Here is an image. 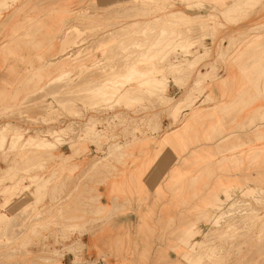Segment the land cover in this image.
<instances>
[{
    "label": "rangeland",
    "instance_id": "374dc122",
    "mask_svg": "<svg viewBox=\"0 0 264 264\" xmlns=\"http://www.w3.org/2000/svg\"><path fill=\"white\" fill-rule=\"evenodd\" d=\"M0 12L9 13L5 19L11 13H22L20 24L30 22L35 29L18 36L20 40L29 38L30 43L0 49V54L18 56L19 61L4 65V72L16 74L19 96H14L12 106L0 109V264H97L100 258L103 264H109L107 254L99 250L94 239L95 224L107 226L110 215V209L99 202L97 186L119 178L123 159L137 146H168L166 135L194 111L201 112V117L181 139H175L183 154L187 151L186 138L194 134L191 160L176 159L164 183L175 187L172 196L179 205L174 209L179 211L180 222L175 226L178 234H173L172 240V233L167 240L161 238L165 245L158 250L176 252L177 259L168 264H264V187L250 185V177H243L242 183L222 180L213 170L205 177L203 168L220 171V150L218 146H204L206 140L196 127L204 119L205 101L200 100L203 92L211 83L225 80L217 78L219 65L251 33H256V38L246 43L260 40L258 34L264 32V23L254 24L249 32L229 41L226 50L222 34L263 13L264 0H93L76 13L59 1L2 0ZM29 12L35 16L28 18ZM62 22L68 29L48 42L45 32L54 33ZM162 31L165 37L156 45L158 40H153ZM169 38L173 42L168 47ZM206 38H211L214 46L219 42L217 49H209ZM130 39L143 42L144 48L153 43L160 52L165 50L160 58L154 56L156 61L149 55L141 57L139 48L124 47ZM210 58L214 60L212 72L204 73ZM127 62L139 71L152 72L158 82L143 85L135 76L126 86L120 82L115 99H100V84L124 76ZM171 82L181 89L179 96L168 94ZM3 84L0 98L7 103L10 99L3 94L9 84ZM175 105L178 108L174 111ZM163 118L168 121L164 128ZM51 131L61 132L49 149L34 150L24 145L23 140ZM14 133L21 137L19 141ZM63 146L70 147L71 155L58 153ZM251 150L240 154V166H246L245 171L254 162L248 159ZM237 161L225 162L223 168H234ZM67 163H71L69 176L64 178ZM82 163L86 167L75 179L71 175ZM191 168L196 172L194 177L187 175ZM96 176L99 181H94ZM140 178L143 183L144 176ZM66 180L72 185L68 192H64ZM208 183L212 185L210 190H199ZM164 184L157 183L156 191H162ZM79 187L80 201L76 204L74 195ZM146 208L150 216L166 210ZM143 218L136 229L138 233L145 229L149 238L163 220H168L163 223L165 228L173 221L172 217L159 216L158 223L152 224ZM84 233L90 238L88 244L81 239ZM122 243L119 240L113 248L118 254ZM133 243L128 241L126 253L131 255L121 264H132L136 258L138 264H150L152 245L146 246L145 254L135 257ZM92 246L97 258L85 259L84 251L90 253Z\"/></svg>",
    "mask_w": 264,
    "mask_h": 264
},
{
    "label": "crops",
    "instance_id": "0c3cea01",
    "mask_svg": "<svg viewBox=\"0 0 264 264\" xmlns=\"http://www.w3.org/2000/svg\"><path fill=\"white\" fill-rule=\"evenodd\" d=\"M55 1H59L60 5L67 8L71 13H76L79 10L85 9L93 0H45V3L50 4ZM118 2L119 1H117V3ZM29 7L30 5H27V8ZM6 14L9 13L5 12L3 14V12H0V49L3 47L15 49L20 46V42L30 43L31 40L29 38L20 40L18 36L20 33L28 34L33 32L35 30L33 25H31L30 22L22 25L20 24L23 17L22 13H11V17L5 19ZM31 16L35 15L30 12L27 13L28 18ZM60 23L61 22L58 24ZM256 23H264V12L259 15H252L237 26L229 27L221 36L223 48L226 50L229 46V41L231 42L233 39L241 36V34L249 32ZM63 26H65V24L62 22V27L58 26L56 29H64ZM262 34L263 36H260ZM258 36L261 37V39L249 45L251 42H246L256 38V33H251L250 36H248L249 39L233 48L231 55L227 56L228 58L225 63L219 65L217 78L225 80L218 84L211 83L210 87L203 92L200 100L205 101V111L203 109L204 119L202 123L196 127L201 129L198 133L200 136L202 134L203 138L206 140L203 142L204 146L210 147L211 149L218 146L220 150V171L217 173L214 167L213 169L210 167L203 168L202 170L205 177L210 174V170H213V174L219 175L222 180L230 179L242 183L243 177H250V185L254 187H256V185L264 187V184H260L264 180V32L258 34ZM204 43L209 49H217L219 42L214 46L212 39L206 38ZM208 61L207 64L209 63V67L204 69V73L212 72L211 66L214 60L210 58ZM18 62V56L12 55L11 57H5L3 54H0V93L4 86L3 81H7L9 85L4 89L5 92L3 95L10 99L7 103H2L0 98V109H3V106H12L14 104V96H17V98L19 96L18 94L16 95V91L18 90V86L15 83L18 80L16 74H14V72H4L5 63L14 65V63ZM207 83L208 80H205L204 85ZM180 93L181 89L171 82L168 94L176 97L179 96ZM206 100L212 101L206 103ZM176 108L177 106H174L173 110L175 111ZM189 115L190 114L186 117ZM194 124V121H190L185 127L182 121L180 126L171 131V133L178 132L179 130L183 132L184 129H186V131L179 137H165L168 140V146L164 148H154L153 145L142 148L137 146L134 152L129 153L127 157L123 159L124 165L123 168H120L122 171L121 176L116 180L111 179L107 183L97 186V190L100 194L99 202L105 208L110 209V215L108 217L107 226H100L99 224L101 222L95 224L98 225V228H96L97 234L94 236V239L97 241L99 250L107 254L109 264H121L127 256L129 257L131 255V252L130 254L126 253V246L129 240L134 241L131 247L135 257L145 254L146 246L148 248L149 244L152 245L150 253L148 254L150 257V264H168L170 260L177 259L176 252L171 249L163 251L158 250L160 249V245H165V240L160 241L161 238L164 236V239H166V237L170 238V234L172 233V240L174 235L178 234L175 226H178L180 222L179 211L174 210L179 208L178 201L173 200L172 196L175 187H170L164 183L167 177L173 172L176 159L188 158V160H191L189 156L191 150L195 147L193 145L195 144L194 134H190L191 136L187 135L188 137L184 142L187 145V151L183 154H180L179 143L176 140L181 139V137L187 133L188 128L191 125V127H193ZM167 125V119L165 120L163 118L162 128ZM191 127L189 129H191ZM232 149H235V151ZM249 149H252L251 151L253 153L248 159L254 162L250 169L245 171L246 166H240L241 162H243V157H241L240 154L243 152L247 153ZM58 153L69 156L71 155V149L70 147L63 146L59 149ZM224 158H226V161ZM231 160H239V162L237 161L235 163L234 168L227 167L226 165L224 169L223 164ZM79 161L81 160H75V163ZM69 165H71V163L64 165L66 171L63 175L64 178L69 176L67 172ZM85 167L86 163H82L79 169L71 176L76 179ZM194 172V169L191 168V170L189 169V172H187V175L194 177V175H196V172ZM141 176H144L143 183L140 178ZM95 180L99 181L97 176L94 178V181ZM159 182L164 184L161 188L162 191H156V185ZM69 184L71 183H68L66 180L64 192L72 187V185L69 186ZM211 186L212 185L208 183L207 187L199 190L205 192L210 190ZM79 190L80 187L76 190L74 195V202L76 204L80 201V197L77 196ZM147 195H149V198H147ZM76 204L75 206L78 207ZM146 207H153L156 209L164 208L166 210L161 213V215H159L158 212H154V214L150 216L148 215V210L146 212ZM115 208H122L123 210L115 211ZM140 208L145 209L144 213L137 210ZM159 216H164L166 219L172 217L173 221L171 222V227L168 226L165 228L163 223L168 222V220H163L161 223L162 226H156L150 238L148 234L146 235L145 229H143L144 232L140 230L138 233L136 225L141 223L143 217L144 222L154 224L158 223ZM81 239L85 244H88L90 240L87 233H84ZM119 240H122L123 248L118 254L114 249ZM84 257L85 259H96V249L92 246L90 253L84 251ZM99 260L101 262L97 261V264H103L102 258ZM138 263L136 258L132 264Z\"/></svg>",
    "mask_w": 264,
    "mask_h": 264
},
{
    "label": "bare ground",
    "instance_id": "6f19581e",
    "mask_svg": "<svg viewBox=\"0 0 264 264\" xmlns=\"http://www.w3.org/2000/svg\"><path fill=\"white\" fill-rule=\"evenodd\" d=\"M183 1V0H182ZM253 1V0H252ZM159 20H161V19H159ZM158 19H157V21H159ZM156 21V22H157ZM44 31H45V29H44V27L42 28ZM67 30V28L66 29H56L55 30V32L54 33H52V31L49 33V32H45V33H47V34H45V39H47L48 40V42L49 41H51V40H53L56 36H58V37H61V34L64 32V31H66ZM150 33V32H149ZM166 33V32H165ZM165 33H164V31H162V34H157V36H156V38L153 40V42L155 41H157L158 40V43H156V45L158 44L159 45V39L161 40L163 37H165ZM177 38V37H176ZM175 40V39H174ZM167 41V40H166ZM169 44H168V47H169V45H170V42L172 41L170 38H169ZM127 42V45H126V43H125V46L124 47H127V46H130V47H134V49L135 48H139L142 52L139 54L141 57L142 56H148L149 55V57L151 58V57H153V60H155L156 61V59L154 58V56H156V55H158V57H159V54H161V53H163L164 52V50L165 49H163V51L162 52H160L161 51V49H156L155 47V44H153L152 42H150V43H152V45L151 44H149V46H147L146 48H144L145 47V45L143 44V42H139V41H137V40H132V39H130V40H128V41H126ZM128 42H130L129 44H128ZM173 42V41H172ZM172 42H171V44H172ZM186 43V42H185ZM165 43H163V45H164ZM164 46H167V44L166 45H164ZM172 46V45H171ZM123 47V46H122ZM161 47H163L162 46V44H161ZM132 48H131V50H132ZM166 48V47H165ZM182 48H183V46H182ZM122 49V48H121ZM127 49V48H126ZM167 49V48H166ZM122 50H125V49H122ZM130 51V50H129ZM123 52V51H122ZM162 55V54H161ZM132 56V55H131ZM130 56V57H131ZM127 58V57H126ZM129 58V57H128ZM127 58V59H128ZM140 58V57H139ZM160 58V57H159ZM163 58V57H162ZM137 59V58H136ZM152 60V59H151ZM157 60H158V58H157ZM147 61V60H146ZM125 64H128V62L127 63H125ZM170 66H173V65H171L170 64ZM258 68V67H257ZM257 68H256V71H257ZM261 69V68H260ZM124 72H125V74H124V76H121V77H119V78H117V77H113L112 78V80H110V81H106V82H102L101 84H100V89H98V94H99V97H100V99H102L103 101H108V100H110L111 98H113V99H115V97H117V95H118V90H119V85H120V82H124L125 83V86H126V84L128 85L131 81H133L134 80V77L135 76H138V78H139V80H137V81H140V82H142L143 83V85L144 84H146L147 86H154L157 82H158V79L157 78H155V76H153V73L152 72H150V71H146V72H142V71H139L138 69H136L135 67H133L132 65H130V64H128L126 67H125V69H124ZM261 75H262V73H261ZM136 81V82H137ZM55 82V80L54 81H52V82H50V84H52V83H54ZM141 83V84H142ZM107 90H109V92H107ZM97 92V91H96ZM97 95V94H96ZM175 106H177V105H175ZM178 108V107H177ZM177 108L175 109V110H177ZM201 116V112H199V111H194V112H192V113H190V115L188 116V117H185V119H183V124H184V126L186 127V125H187V123H189L190 121H196V119L198 118V117H200ZM186 131V129H184V131L183 132H181L180 130L178 131V132H175V133H169V134H167L166 135V137H179V136H181V135H183V133ZM61 131H51L50 133H48V134H46V135H44V136H42V137H29L27 140H23V142L25 143L24 145H26V147L28 146V147H30L31 149H49L50 147H52V146H54L55 144H54V142L52 141L55 137H58L59 136V133H60ZM14 136H15V138H16V140L17 141H19L20 140V136H19V134H16V133H14ZM13 136V137H14ZM55 140H57V139H55ZM94 163V162H93ZM199 245V244H198Z\"/></svg>",
    "mask_w": 264,
    "mask_h": 264
}]
</instances>
